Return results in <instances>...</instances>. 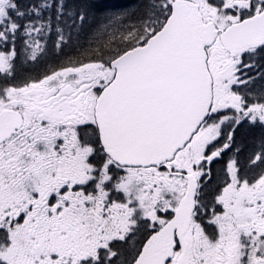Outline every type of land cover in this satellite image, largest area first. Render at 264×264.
<instances>
[{
    "label": "snow or ice",
    "instance_id": "obj_1",
    "mask_svg": "<svg viewBox=\"0 0 264 264\" xmlns=\"http://www.w3.org/2000/svg\"><path fill=\"white\" fill-rule=\"evenodd\" d=\"M0 264H264V0H0Z\"/></svg>",
    "mask_w": 264,
    "mask_h": 264
},
{
    "label": "trees",
    "instance_id": "obj_2",
    "mask_svg": "<svg viewBox=\"0 0 264 264\" xmlns=\"http://www.w3.org/2000/svg\"><path fill=\"white\" fill-rule=\"evenodd\" d=\"M104 2L110 5L120 6L129 3L130 0H104Z\"/></svg>",
    "mask_w": 264,
    "mask_h": 264
}]
</instances>
